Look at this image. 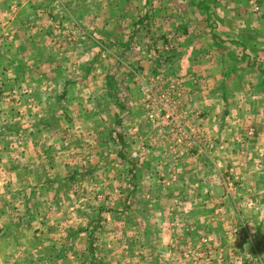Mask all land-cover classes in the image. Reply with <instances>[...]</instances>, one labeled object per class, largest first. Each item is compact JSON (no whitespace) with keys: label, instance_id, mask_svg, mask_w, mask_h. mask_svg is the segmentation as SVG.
<instances>
[{"label":"rangeland","instance_id":"1","mask_svg":"<svg viewBox=\"0 0 264 264\" xmlns=\"http://www.w3.org/2000/svg\"><path fill=\"white\" fill-rule=\"evenodd\" d=\"M249 1L0 0V264H264Z\"/></svg>","mask_w":264,"mask_h":264},{"label":"built area","instance_id":"2","mask_svg":"<svg viewBox=\"0 0 264 264\" xmlns=\"http://www.w3.org/2000/svg\"><path fill=\"white\" fill-rule=\"evenodd\" d=\"M249 2H250V5L252 7V11H254V12L257 11V13H260V8H259L257 0H250Z\"/></svg>","mask_w":264,"mask_h":264},{"label":"crops","instance_id":"3","mask_svg":"<svg viewBox=\"0 0 264 264\" xmlns=\"http://www.w3.org/2000/svg\"><path fill=\"white\" fill-rule=\"evenodd\" d=\"M95 8V7H94ZM7 9L5 7H0V14L5 12ZM9 11V10H8ZM30 11H34V9H30ZM7 13H12V12H7ZM33 15V13H31ZM30 40V39H29ZM31 41V40H30ZM17 44V43H16ZM21 55H18L20 57Z\"/></svg>","mask_w":264,"mask_h":264}]
</instances>
